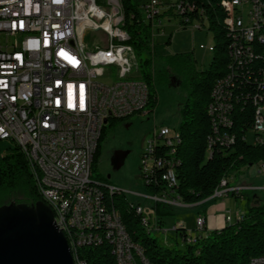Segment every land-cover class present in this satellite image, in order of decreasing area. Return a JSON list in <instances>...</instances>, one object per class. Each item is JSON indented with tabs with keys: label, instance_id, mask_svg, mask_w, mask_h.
I'll list each match as a JSON object with an SVG mask.
<instances>
[{
	"label": "built area",
	"instance_id": "built-area-1",
	"mask_svg": "<svg viewBox=\"0 0 264 264\" xmlns=\"http://www.w3.org/2000/svg\"><path fill=\"white\" fill-rule=\"evenodd\" d=\"M140 6L151 26L153 54L152 38L160 33L161 17H184L191 24L189 13L195 9L183 0H143ZM223 6L229 62L213 85L207 108L209 156L215 147H230L237 140L234 133L221 132V125L234 121L226 114L227 93H236L235 107H251L253 125L243 140L264 145V0L223 1ZM90 31L99 34L92 48L85 43ZM129 40L121 0H0V141H11L27 159L36 190L63 230L75 264L86 261L73 251V244L82 248L103 242L117 264H150L112 208L110 193L95 188L91 171L103 127L148 114L143 111L149 105V87ZM113 68L115 79L103 83ZM180 140L179 130L160 128L141 155L142 182L146 188L158 187V192L132 195L143 199L134 202V209L146 219L150 233L182 228L162 226L155 209L157 204L189 206L173 197L178 185H172V164H179ZM256 170L264 174V164H256ZM246 190L264 187L223 181L221 193L212 198H242ZM90 219H99V230L87 232ZM244 219L245 214L225 217L227 225ZM206 226L204 215L195 218L194 234H187L186 244L207 236ZM250 264H264V258H253Z\"/></svg>",
	"mask_w": 264,
	"mask_h": 264
},
{
	"label": "trees",
	"instance_id": "trees-1",
	"mask_svg": "<svg viewBox=\"0 0 264 264\" xmlns=\"http://www.w3.org/2000/svg\"><path fill=\"white\" fill-rule=\"evenodd\" d=\"M142 1L121 0V3L125 13V29L130 36L129 43L143 68L142 79L149 87L148 109L152 111L157 104L155 80L162 74L170 73V70L161 71L158 63L160 57L151 51V26L145 22L139 9ZM183 1L193 4L195 9L189 13L191 24H186L184 17L180 18V23L192 25L199 21L201 26L207 23L208 30L213 33L215 40V46L212 47L214 57L205 71L192 70L193 58L189 53L164 57L165 64L192 71L189 76L191 90L181 109V140L176 154L179 164H172V168L178 185L176 190H173V197L183 205H193L210 199L231 172L264 164V145L253 146L243 140V136L253 125V115L250 106L244 111L235 107L236 93H233L231 102L234 108L232 107L231 114L228 115L233 116L234 121H231L230 126L221 128V132L237 135L236 143L230 147L217 146L212 150L211 156L208 155V137L212 131L207 108L211 101L213 85L225 75L229 62L230 39L225 24L227 14L223 1L231 0ZM122 121L124 120L112 121L103 127L91 171H94L100 162L108 129ZM147 189L150 193L158 192V187L154 185L148 186ZM122 195L123 193L114 194L110 204L118 211L132 242L142 249L150 264H250L253 258H264V200L251 206L242 222L210 232L193 245L186 244V230L179 229L176 237L181 236L185 243V251L181 253L179 250L159 245L158 241L150 236L146 219L138 216L133 204L126 205ZM41 202L43 201L36 190L27 159L14 146L11 154L0 157V208L12 204L36 206ZM155 208L160 224L165 226L163 217L171 215L174 208L162 204H157ZM78 257L87 264H117L110 253V246L105 242L80 248Z\"/></svg>",
	"mask_w": 264,
	"mask_h": 264
},
{
	"label": "rangeland",
	"instance_id": "rangeland-1",
	"mask_svg": "<svg viewBox=\"0 0 264 264\" xmlns=\"http://www.w3.org/2000/svg\"><path fill=\"white\" fill-rule=\"evenodd\" d=\"M139 9L146 16L142 6ZM161 22L160 33L156 31L152 39L155 44L156 55L160 57L158 59L159 69L161 71L169 69L170 73L166 74L168 77L162 74L155 80L157 104L152 111L148 108L143 111V113L148 114H136L108 129L101 150L100 162L97 168L92 171V178L95 182L105 186L117 187L119 190L127 192V194L123 192L124 194L121 196L126 205H134V202L143 200L133 196V193L148 194V189L141 179V155L148 140L156 130L163 127L179 130L181 109L191 90L189 76L192 71L181 70L175 65L165 64L164 57L189 53L193 58L192 70L196 72L207 70L214 57V52L209 48L215 46V40L213 33L208 30L207 23L201 27H198L201 25L199 21H195L192 25H182L180 19L174 15L161 17ZM147 24H149L148 21ZM98 40L99 34L97 32L90 31L85 35V43L90 48ZM201 45L206 49H202ZM138 65L139 70L142 71L143 68L140 63ZM115 77L116 70L113 68L111 78L109 80L101 79V81L110 84ZM248 142H252L251 137L248 138ZM13 148L14 144L11 141H0V157L11 154ZM117 151L128 152L125 163L119 170H115L112 165V159ZM227 180L231 186L264 187V174L257 172L256 165L231 172ZM252 193L254 192L246 190L244 195L251 197ZM257 194L263 201L264 191L259 190ZM237 200L239 202L237 206L232 196L229 200L224 201L228 214L235 216V211L246 213L249 210L250 207L248 208L247 202L243 198L239 197ZM239 200L243 201L240 202ZM36 210L52 218L51 210L44 202L39 203ZM163 219L166 228L178 226L184 228L189 236L194 234L195 214L188 206L174 208L173 213L164 216ZM150 234L152 238L158 241L159 245L165 248L176 249L181 253L185 251L183 238L181 236L176 237L175 232H152Z\"/></svg>",
	"mask_w": 264,
	"mask_h": 264
},
{
	"label": "water",
	"instance_id": "water-1",
	"mask_svg": "<svg viewBox=\"0 0 264 264\" xmlns=\"http://www.w3.org/2000/svg\"><path fill=\"white\" fill-rule=\"evenodd\" d=\"M127 155V151L114 154L115 170L124 165ZM37 205L0 208V264H75L53 213L49 218L36 210Z\"/></svg>",
	"mask_w": 264,
	"mask_h": 264
},
{
	"label": "crops",
	"instance_id": "crops-1",
	"mask_svg": "<svg viewBox=\"0 0 264 264\" xmlns=\"http://www.w3.org/2000/svg\"><path fill=\"white\" fill-rule=\"evenodd\" d=\"M225 181H228L225 179ZM231 196L222 198V199H213L212 197L210 199H207L201 203L189 205L192 209V211L195 214V218H197L199 215H204L207 218V229L209 232H213L215 230H221L227 226V223L225 221V217L228 214L227 213V207L225 204V200H229ZM233 197V196H232ZM248 205V208L254 205H257L260 200L257 192L252 193L251 197L243 195L242 197ZM235 200V204L237 206L238 200L236 197H233ZM242 202L241 200H239ZM239 207V205H238ZM184 208V207H182ZM235 215L237 214H245L243 211H235ZM232 214V212H231ZM165 222V221H164Z\"/></svg>",
	"mask_w": 264,
	"mask_h": 264
},
{
	"label": "bare ground",
	"instance_id": "bare-ground-1",
	"mask_svg": "<svg viewBox=\"0 0 264 264\" xmlns=\"http://www.w3.org/2000/svg\"><path fill=\"white\" fill-rule=\"evenodd\" d=\"M209 49L211 51L213 50L212 47H210ZM232 96H233V93H227V96L225 98L226 114L230 113V111H231V109L233 107L232 106V102H231ZM230 125H231V121H229V125H221V128H225V127H228ZM174 172L175 171L172 168V185H177V179H176V176H175ZM223 181H225V180H223ZM223 181L221 182L220 186L214 191V194H220L221 193V186H223ZM95 188L107 191V193H110V197H112L114 194H119L120 195V194L123 193L121 190H119L116 187H112V186L102 187V185L100 183H98V182H95ZM42 201L45 204H47V206H48L47 201H44V200H42ZM176 202H178V201L176 200ZM179 205H183V204L179 202ZM57 227L63 233V230L60 229V225H57ZM97 230H99V219H90V223H88V225H87V232H94V231H97ZM79 249H80V244H73V251H78ZM72 255H73V252H72ZM73 259H74V257H73Z\"/></svg>",
	"mask_w": 264,
	"mask_h": 264
},
{
	"label": "snow or ice",
	"instance_id": "snow-or-ice-1",
	"mask_svg": "<svg viewBox=\"0 0 264 264\" xmlns=\"http://www.w3.org/2000/svg\"><path fill=\"white\" fill-rule=\"evenodd\" d=\"M82 87V86H81Z\"/></svg>",
	"mask_w": 264,
	"mask_h": 264
}]
</instances>
